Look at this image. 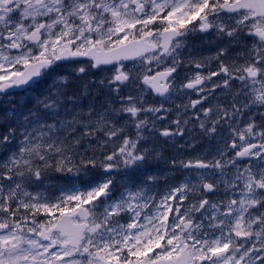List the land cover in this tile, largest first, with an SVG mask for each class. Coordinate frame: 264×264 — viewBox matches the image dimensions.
Instances as JSON below:
<instances>
[{"label":"snow or ice","instance_id":"snow-or-ice-1","mask_svg":"<svg viewBox=\"0 0 264 264\" xmlns=\"http://www.w3.org/2000/svg\"><path fill=\"white\" fill-rule=\"evenodd\" d=\"M0 264H264V0H0Z\"/></svg>","mask_w":264,"mask_h":264}]
</instances>
